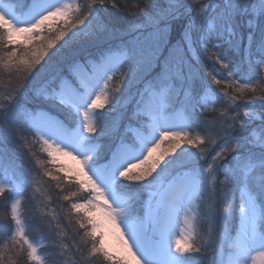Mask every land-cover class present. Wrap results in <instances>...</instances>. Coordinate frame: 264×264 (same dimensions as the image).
<instances>
[{
  "label": "snow or ice",
  "instance_id": "snow-or-ice-1",
  "mask_svg": "<svg viewBox=\"0 0 264 264\" xmlns=\"http://www.w3.org/2000/svg\"><path fill=\"white\" fill-rule=\"evenodd\" d=\"M104 3L91 0L74 12L61 0H0V50L8 45L0 64L21 74L0 103V161H5L0 166L7 173L12 167L5 160L9 146L16 150L29 136L47 145L50 157L53 151L74 160L79 157L81 167L75 175L85 178L78 181L79 187L87 184L92 199L73 202L71 209L83 213L78 224L91 240V253L102 254L110 264H192L195 254L204 257L201 264H249L253 253L264 256V95L245 100L242 114L241 106L235 105L231 108L235 115L221 123L206 121L204 114L220 100L212 95V85L222 81L208 72L202 59L211 43V56L227 75L223 83L252 85L253 56L264 61V0H213L206 8L198 6L195 15L188 0L166 4L150 0L140 10L149 28L110 18ZM97 4L100 7H94ZM112 8L118 9L116 2ZM242 16L250 17L246 38L237 31ZM56 19L63 25L53 34L49 22ZM174 30L178 39L165 55ZM14 36L39 44L16 49ZM242 43L251 71L237 77L240 68L231 55L239 54ZM81 60L87 61L90 72L82 70ZM146 72L151 79L137 90L135 107L127 117L138 122L135 135L121 136L114 145L98 144L99 136L107 133L96 126L104 113L95 110L109 103L110 83L119 74L121 84L115 91L122 96V90L143 84ZM121 96L111 97L113 108ZM178 103L193 126L208 128L207 138L192 139L189 131L175 124L171 115ZM80 116L83 119L74 126ZM130 128L126 126L125 133ZM165 141L170 145L161 150ZM181 141L198 148L199 154L187 153V158V150L176 154ZM218 141L223 144L217 149ZM43 175L62 179L50 171ZM6 182L16 192L30 185L32 176L28 169L12 170ZM4 191L0 186V194ZM193 200L207 207L208 218L217 225L214 247L197 243ZM19 203L17 199L11 205L13 247L24 264H42L36 243L19 219ZM42 222L38 220V226ZM47 223L51 235L52 221ZM52 240L55 246L54 236ZM55 260L63 264L59 255Z\"/></svg>",
  "mask_w": 264,
  "mask_h": 264
},
{
  "label": "trees",
  "instance_id": "trees-1",
  "mask_svg": "<svg viewBox=\"0 0 264 264\" xmlns=\"http://www.w3.org/2000/svg\"><path fill=\"white\" fill-rule=\"evenodd\" d=\"M113 2L117 3L118 9L112 8ZM156 2L166 4L167 0H156ZM211 2H213V0H188V3L192 5L193 15L200 10L198 6L206 8ZM216 2H219V0H216ZM241 2H258V0H241ZM90 3L91 0H78L77 6L72 10L75 12L76 9H84ZM149 3L150 0H105V15L110 18L120 20L121 22H124L125 18L127 20H133L135 21L136 26L149 28L150 24L144 21L142 15L140 14V10L146 7ZM94 7H100V5L97 4ZM133 13L136 14L133 15ZM76 15H79V12H76ZM249 19L250 17L248 16H242L237 20V31L245 38L249 31ZM251 19L255 21V17H252ZM209 22L214 23L213 20H210ZM49 23L53 26V34H55V30L57 28L62 27L63 25L62 19H56L54 21H50ZM44 35H49L47 29L44 30ZM177 39L178 35L174 30L167 38V47H164L165 55L168 54V50L176 43ZM13 40L15 43L12 47L16 49L31 48L33 44H39L38 40H33L31 43H25L23 37L14 36ZM56 47H59V44H57ZM208 48V54L202 57L204 66L208 72L211 73V75L220 79L222 83L220 85H212V89L215 90L212 95H219L220 100L216 104L215 109L207 111L203 118L207 120L213 119L221 116V113H224L225 116L235 115V112L231 111V108L235 105L241 106L239 110L242 114L244 111L243 102L245 100H248L253 96L258 97L264 95V61H260L258 56H253L252 65L256 70L251 73L253 80L252 85L246 86L243 81L236 83L234 80L229 83H223V81L227 79L226 72L219 64L215 63V60L212 58L211 54L213 48L211 43H209ZM7 49L8 45H5L4 49L0 50V55H2L3 51H6ZM54 51L55 48L50 50L49 55H51ZM45 59H47V57H45ZM231 59L233 64L238 65L240 68V71L236 73L237 77L245 76L251 71L248 62L244 60V43L241 44L239 54H232ZM127 70L128 65H125L123 71L127 72ZM20 75L21 74L17 73L15 69L10 72L3 64H0V103L7 100V93L11 92V90L19 82ZM150 79L151 76L146 72L144 74V83H137L128 90H122V96L120 92L115 91L116 87L121 84L119 74L113 79L106 93L109 96V103L106 104L103 109L95 110L97 113H104L101 120L96 122V126L98 128H102L104 132L107 133L106 135L99 136L97 141L98 144L105 146L114 145L122 135H126L129 138V134L133 132V129L130 128V130L125 133V127L131 124L133 120L129 121L127 118L128 114L132 112L129 110L131 109L130 105L132 102H128L132 98L134 99L137 94V90L145 87ZM252 87H255V92L252 91ZM115 96H121V99L119 104L113 108L110 101L111 97ZM127 100L129 101L127 102ZM254 103L258 104L259 101H255ZM126 105L129 108L127 110L125 109ZM175 110L182 111L187 116V131H189V134H192L194 129L197 127L192 125L191 119L184 112L182 105L178 103ZM56 114L59 115V113ZM166 143L167 141H165L164 144ZM222 144L223 141H218L216 148L218 149ZM0 151H3V149H0ZM5 160L11 164L12 167L9 169L11 172L12 170L17 172L23 171L24 169L29 170L32 176V187H37L38 190L40 188L43 191V199L48 202L50 206L56 208L55 204L60 202L59 204L66 207L62 209L58 204L59 208L56 209L59 211V222L57 224L60 229V244L63 245L65 249H69L73 257V264H110V262L107 261L102 254L93 255L91 253V240L86 236L85 230L79 228L78 221L80 220V216L77 214L76 216L72 215L74 219L72 223L68 217L69 208H67V204H71V202H75L76 200L77 202H83L85 197L91 195L90 187L87 186V184H85L82 189L79 187L78 181L83 179L70 175L72 173L66 171L64 164L50 157L41 143L34 140L31 136L27 138V143L22 141L20 148L16 150H13L12 146H9ZM4 162L5 161H0V165H3ZM0 168L4 169L3 166H0ZM60 169L63 170L60 171ZM46 171H50L54 175L58 174L62 179L59 181L51 180L50 177L43 175ZM63 177H69V179H63ZM221 179H223V177H221ZM65 196H69L71 199L65 200ZM7 198L9 199V196L6 192L0 194V264H10L8 262L9 260H15L14 264H24V259H21V254L17 250L13 249V241L8 238L9 234H7L4 230L5 228L9 229V225L13 223L11 220V207L10 204L8 205L6 202ZM143 198H146V194ZM29 201L25 203L26 211ZM32 235H34L35 239L38 236L37 234L35 235L34 232H32ZM77 248H79V251H77ZM14 252L17 253L16 257L13 256ZM24 255L26 259V253ZM49 257L50 253H48L45 257L47 264L49 262L47 260ZM27 264H34V262L28 261ZM55 264L57 263L55 262Z\"/></svg>",
  "mask_w": 264,
  "mask_h": 264
},
{
  "label": "rangeland",
  "instance_id": "rangeland-1",
  "mask_svg": "<svg viewBox=\"0 0 264 264\" xmlns=\"http://www.w3.org/2000/svg\"><path fill=\"white\" fill-rule=\"evenodd\" d=\"M61 2L70 4L71 6L75 4V0H61ZM81 64L83 66V69H82L83 71L85 72L91 71V67L87 63L86 60L84 62H81ZM0 80H1V76H0ZM128 101L129 100H127V102ZM130 102H132L130 105L131 109H129L127 105L125 106V109L126 110L129 109L133 111L135 107V100L132 98L128 103ZM229 117L230 116L224 115L223 117L219 116L213 119H209V120L205 119V120L210 123L215 122L216 124H219L223 120L228 119ZM171 118L178 127H183L184 129H186L184 116L179 111L174 110V112L171 115ZM82 119H83L82 116L78 117L76 124L74 126H78L79 121H81ZM140 119H143V117L141 116ZM129 125L133 129L132 131H134L129 134V138H131L135 135V131L138 127V122L137 120H133V122ZM85 135H88V134L85 133ZM189 135L192 139L207 138L209 135V130L206 126H201V127H197L196 129H194L192 134H189ZM171 143H174V141ZM169 145H170V142L167 141V143L161 147V150H163L164 148H167ZM181 145L182 147L180 149H177L176 154L185 152V150H187L186 158H187V153H191L193 156L199 154L198 148L190 147L189 145L184 144L183 141H181ZM54 147H57V145H54ZM53 154L55 157L59 158L55 160L63 163L66 171L72 173L70 175L76 176L75 174L79 171L81 167L77 162L79 160V157H77V159L74 160L72 156L64 155L62 152L53 151ZM153 155L155 158L156 156L159 155V151L157 153H154ZM10 177H11V171L8 170L6 173L4 169L0 168V186H3L5 191L9 193L10 195V199L7 198L6 202L8 205L10 204V207H11V205L15 203L17 199H19L20 203L17 205L19 219L21 220V223L24 226L25 231L28 233L29 239L33 240L36 243L38 256L40 257L42 264H47L45 257L48 253H50V257L47 260L52 261L53 264H55V262L59 264V262L55 260V257L57 255H59L62 258L63 264H73L72 263L73 257L69 249L68 250L65 249L64 246L60 244V238H59L60 229L57 224L59 222V217H58L59 211L57 209L59 208L58 204L60 202H58V204L55 202L57 209L55 207L50 206L48 202H46L43 199V194H42L43 191L40 188L38 190L37 187H32L33 186L32 183L23 190L18 189L16 192H12L9 188V184L6 182L7 179ZM79 178L83 180L85 179L84 177H79ZM209 195L210 194L208 192L205 193V200L208 199ZM88 199H92L91 195L88 197H85L83 202H86V200ZM216 200L218 203L219 194H217ZM27 201L29 202H28V205H27L28 208L26 211L25 203ZM75 202L83 203V202H77V200ZM72 203L73 202H71V204ZM71 204H67V208H69L68 217H69L70 222L72 223L74 220L72 215L76 216L77 214L80 216V219H81L83 216V213L82 212L77 213L73 211L71 209ZM59 205L62 209L66 208L62 204H59ZM192 208L194 209V211L191 213V215L194 217V219L192 220V224L194 225V228H195V237H196L197 243H203L205 244V246L209 248L214 247L215 246L214 242H218L216 241V235H215V232L217 230V225L215 222L211 221L208 218L209 213H208L207 207L205 205H202L200 201L193 200ZM38 220L43 221L42 223L39 224V226H38ZM48 221H52L51 235L49 234V231H48V227H49L47 223ZM14 229H15V222L9 225V229L5 228L4 230L7 234H9L10 232L14 234ZM32 232H34L35 235L36 234L38 235L36 239L34 238V235H32ZM52 236H54V239H55V246L53 244ZM8 238L12 239L11 235H9ZM110 243L113 245V250L118 251V245H116L114 241H110ZM13 249L16 250V248L14 247ZM13 256L16 257L17 253L14 252ZM117 258H119V256ZM203 259L204 257L200 256L199 254H196V257L193 260L192 264H201V261ZM8 262L10 264H14L15 260H12V261L9 260ZM249 264H264V256H261L258 252L253 253L252 257L249 260Z\"/></svg>",
  "mask_w": 264,
  "mask_h": 264
}]
</instances>
